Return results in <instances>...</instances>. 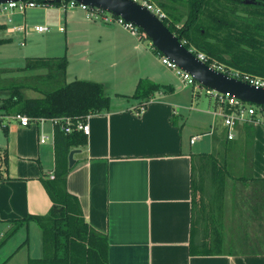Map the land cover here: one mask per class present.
I'll list each match as a JSON object with an SVG mask.
<instances>
[{
  "label": "crops",
  "instance_id": "0c3cea01",
  "mask_svg": "<svg viewBox=\"0 0 264 264\" xmlns=\"http://www.w3.org/2000/svg\"><path fill=\"white\" fill-rule=\"evenodd\" d=\"M146 1L162 9L155 0ZM65 7H43L58 33L67 35L69 29L78 35L84 59L114 58L106 72L113 81L83 80L100 82L105 91L109 85L114 94L124 88L135 92L109 96L108 111L87 117L91 133L84 135L85 146L72 147L67 155L57 151L51 121L26 127L12 120L13 114L0 115V264L44 258L39 225L30 220L13 232L12 222L50 214L54 203L47 186L58 169L85 222L107 239L109 264H264V113L239 124L230 140L216 102L203 112L212 118L197 117L193 104L174 96L171 81L152 71L158 58L115 16L105 12L94 18ZM26 13H14L13 23L0 16V26L25 40L28 28L15 17ZM13 26L25 31L12 32ZM36 27L31 31L39 35L52 31L38 33ZM141 50L148 52L143 77L126 67L114 69L115 58L137 57ZM140 83L158 89L134 97ZM72 151L78 152L70 167Z\"/></svg>",
  "mask_w": 264,
  "mask_h": 264
},
{
  "label": "trees",
  "instance_id": "16d2710c",
  "mask_svg": "<svg viewBox=\"0 0 264 264\" xmlns=\"http://www.w3.org/2000/svg\"><path fill=\"white\" fill-rule=\"evenodd\" d=\"M155 1L167 15L164 24L187 49L206 54L209 65L264 79V0H186L187 6L174 9L175 18H171L162 0ZM1 29L5 28L0 26ZM65 69V59L60 63L55 58L29 60L16 72L40 74L24 76L19 79L21 82L0 87V91H9V96L1 101L0 115L20 113L32 119L80 121L109 110L110 98L103 84L84 80L67 83ZM26 88L42 96L27 99L22 92ZM137 89L134 97L139 98L158 86L140 83ZM256 109L257 113L259 109L264 113V108ZM55 133L59 154L67 155L70 148L85 146L87 142L81 132L66 135L57 127ZM47 189L54 203L48 216L31 217L19 224L12 222L13 232L30 220L42 231L44 258L29 264H109L107 239L85 222L80 204L67 192L66 174L58 169Z\"/></svg>",
  "mask_w": 264,
  "mask_h": 264
},
{
  "label": "rangeland",
  "instance_id": "374dc122",
  "mask_svg": "<svg viewBox=\"0 0 264 264\" xmlns=\"http://www.w3.org/2000/svg\"><path fill=\"white\" fill-rule=\"evenodd\" d=\"M164 3L168 8V12L170 13L171 18H175V15H177L174 10L176 7L180 8L188 5L186 0H166ZM49 15L46 8L38 7L28 10L25 17H15L16 23L24 24L28 28L27 38L25 40H23V38L25 37V35L23 34L9 35L6 32V29L0 30V70L3 72L0 75V87L5 88L12 82H21L19 79L24 76L29 77L34 76V74H40V72H33L34 74H32V72L23 74L16 72L17 70L24 68L29 60H35L39 58H55L58 63L62 62V60L65 59L66 69L64 77L66 82L83 79H92V81H113V78H111L110 74H106V72L111 71V69H107L108 67L113 68L110 67L109 62H112V59L114 58H103L99 60V62H95V57L89 58L90 60H88V58L84 59L85 49L82 48V45L80 44V37H78V35L76 34H71L69 29L67 35L64 33H58V26L55 20H52L50 22L46 20ZM108 15L111 14L109 13ZM49 18L51 20V16ZM3 20L0 19V25H3ZM184 22L185 19L180 23V25L182 26ZM38 25H47L48 27H50V29H52V31L42 35L33 33V31H31V28H34ZM137 40L141 45L144 46L147 51H150L158 58V62L153 63L152 71L156 70L161 77L163 76V78L167 79V81H171L170 83L172 84L170 85H174V96H177L178 99H182V101L189 106L193 104V109L196 110L193 112H196L195 114H197V117L202 118L207 116L209 118H212L211 116L203 113L208 112L209 109H211L210 106L215 105L214 99L206 95V88L201 86L198 91H195L192 86L189 88L183 87L176 72L163 66L161 64V56L153 53L155 51L152 50L151 41L147 37H144L143 40L137 38ZM22 42H24V46L21 45ZM92 44L94 47L97 45L96 42H92ZM147 51L141 50V52H137V57L122 59L119 57L115 58L118 61V66L114 69L126 67L129 72H134L135 74H138L139 76L142 75L143 77V75H145L144 71L147 66V63L145 62V59L148 55ZM163 67L165 69H163ZM43 73L45 72H41V74ZM121 76L124 77L126 75L123 73ZM131 89L132 90L124 88L122 90L123 92L116 93H120V95L123 94L124 96L130 95L131 97L134 95L135 88ZM22 92L24 97L27 99L38 98L42 96L40 93H37L29 88L23 89ZM106 94L113 98L115 97L113 88H111L109 85L106 86ZM8 96L9 91H0V106L2 105L1 101L3 99H6ZM200 176L202 177V179H204L205 185V178L202 175ZM201 189L205 192V188L202 187Z\"/></svg>",
  "mask_w": 264,
  "mask_h": 264
},
{
  "label": "water",
  "instance_id": "95a60500",
  "mask_svg": "<svg viewBox=\"0 0 264 264\" xmlns=\"http://www.w3.org/2000/svg\"><path fill=\"white\" fill-rule=\"evenodd\" d=\"M18 1L57 4L73 1L108 12L140 29L155 50L192 76L201 86L223 95H230L243 103L264 108V88L231 78L199 61L180 38L170 31L164 21L135 0H0V5ZM77 152L72 151L69 155L70 167L74 165V155Z\"/></svg>",
  "mask_w": 264,
  "mask_h": 264
},
{
  "label": "built area",
  "instance_id": "2783aa9c",
  "mask_svg": "<svg viewBox=\"0 0 264 264\" xmlns=\"http://www.w3.org/2000/svg\"><path fill=\"white\" fill-rule=\"evenodd\" d=\"M135 1L142 4L144 7H146L149 11L154 13L162 21L167 20V15L161 9L148 3L146 0H135ZM49 4L50 3L43 2V1L41 3L38 1L10 2L7 4L0 5V16H6L8 19V23H13V19L11 18V16L14 13H19V14L24 15L30 9H35L38 7H45V6H48ZM62 4H66L65 8L67 10L80 9V10L87 12L90 17H94V18L104 17L103 13H105V11L101 9L92 8L87 5L76 3L73 1L62 3ZM114 19L115 21H117L118 24L123 26L126 30L130 31L134 36L138 38L146 37L144 33L137 27L124 22L119 17H114ZM11 30L12 32H24L25 28L23 26H13ZM49 30L50 28L47 26H37L35 28V31L38 33H45V32H48ZM60 31L63 32L64 28H61ZM189 50L197 57L199 61L204 62L207 65H209L208 64L209 58L207 57L206 54L202 52H198L194 48H191ZM161 62L166 68L170 70H174L185 86H193V88L197 90L201 87V85L192 76H190L188 73L180 69L174 62L170 61L168 58L161 55ZM209 66L221 73L228 75L231 78L249 83L256 87L264 88V79L255 78V77L252 78V77H249L248 75H244L236 71L225 72L223 68L219 69L218 67H216L215 64H211ZM205 93L206 95L213 98L214 101L216 102L219 108V111L216 113V115L223 118L224 125L229 129L228 138L230 140L234 138V131L239 124L253 120V118L257 114L256 107H254L253 105H248L246 103H243L242 101L230 95H223V94L217 93L207 88H206ZM11 119L19 122V124H21L22 126H26V127L29 126L32 122H44L46 120H49L56 128L57 127L60 128V130L64 132L66 135L72 134L73 132L77 131V132L83 133V135L88 137L91 133V128L87 121L88 120L87 118L85 120H80V121L78 120L75 121L72 118H53V119L35 118V119H32L28 117L27 115L17 113V114L12 115ZM199 138L200 136L194 137L191 140L192 144H194ZM46 139L47 137H43L42 143H45ZM51 179L52 180L55 179L54 174H51Z\"/></svg>",
  "mask_w": 264,
  "mask_h": 264
}]
</instances>
